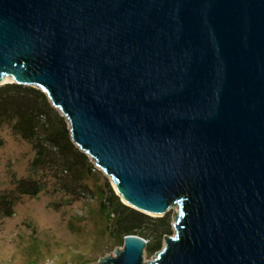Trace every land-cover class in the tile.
Listing matches in <instances>:
<instances>
[{"label": "water", "instance_id": "obj_1", "mask_svg": "<svg viewBox=\"0 0 264 264\" xmlns=\"http://www.w3.org/2000/svg\"><path fill=\"white\" fill-rule=\"evenodd\" d=\"M5 75L46 92L128 205L180 204L148 263L264 264V0H0ZM147 243L96 264H144Z\"/></svg>", "mask_w": 264, "mask_h": 264}, {"label": "rangeland", "instance_id": "obj_2", "mask_svg": "<svg viewBox=\"0 0 264 264\" xmlns=\"http://www.w3.org/2000/svg\"><path fill=\"white\" fill-rule=\"evenodd\" d=\"M32 146L8 128L0 129V194L13 189L19 178L40 179L37 195L23 196L12 216L0 215V264H96L100 259L116 256L123 244L113 237V223L100 212L101 188L113 187V178L99 169L87 177V188L80 183L71 187L69 175L57 167L43 172L31 171ZM45 173V174H44ZM68 174V173H67ZM121 200L123 198L120 196ZM180 212L172 205L169 214ZM177 234L173 225L172 236ZM165 247L150 253L144 249V264H150Z\"/></svg>", "mask_w": 264, "mask_h": 264}, {"label": "trees", "instance_id": "obj_3", "mask_svg": "<svg viewBox=\"0 0 264 264\" xmlns=\"http://www.w3.org/2000/svg\"><path fill=\"white\" fill-rule=\"evenodd\" d=\"M8 127L14 135L34 149L31 171L58 169L69 175L72 183L64 182L71 191L76 183L87 188L86 179L96 170L90 157L72 140L67 118L36 86L15 82L0 85V129ZM95 169V170H94ZM68 173V174H67ZM45 174V173H44ZM40 179L19 178L15 187L0 194V215L12 216L23 196L41 191ZM100 212L113 223L115 241L124 244L128 234H138L148 240L146 249L153 253L162 247L165 235L173 232L172 216H151L126 204L110 183L101 188Z\"/></svg>", "mask_w": 264, "mask_h": 264}, {"label": "bare ground", "instance_id": "obj_4", "mask_svg": "<svg viewBox=\"0 0 264 264\" xmlns=\"http://www.w3.org/2000/svg\"><path fill=\"white\" fill-rule=\"evenodd\" d=\"M11 80H12V78H11L10 76L5 75V76L3 77V79L0 80V83L9 82V81H11ZM115 188H116L117 192H119L116 184H115ZM121 197L123 198V200L125 201L126 204H130V202H129L127 199H125L123 196H121ZM151 214L158 215L159 213H151ZM176 215H177V214H176Z\"/></svg>", "mask_w": 264, "mask_h": 264}]
</instances>
